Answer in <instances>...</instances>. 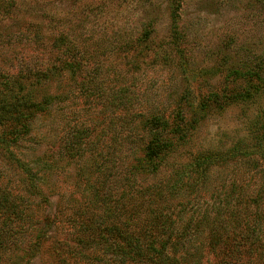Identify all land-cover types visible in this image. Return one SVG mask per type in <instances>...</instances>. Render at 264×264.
Returning a JSON list of instances; mask_svg holds the SVG:
<instances>
[{
  "label": "rangeland",
  "instance_id": "rangeland-1",
  "mask_svg": "<svg viewBox=\"0 0 264 264\" xmlns=\"http://www.w3.org/2000/svg\"><path fill=\"white\" fill-rule=\"evenodd\" d=\"M61 35L87 51L89 87L97 86L85 96L79 77L62 71L47 86L57 101L10 153L0 149L6 223L14 202L35 219L57 216L54 225L34 224L32 242L47 236L26 264H59L66 248H75L72 217L97 218L110 197L124 199L136 187L172 195L178 228L202 216L223 222L233 207L250 208L257 194L264 209V0H0V69L43 64L46 47L58 46ZM153 117L184 125L182 137L154 127ZM82 131L83 153L71 156L66 147ZM153 137L172 147L148 163L143 145ZM49 162L51 171L34 175L41 190L33 193L22 168ZM233 186L241 199L224 196ZM26 218L20 216L24 227ZM201 233L200 247L208 248L209 233ZM104 247L92 241L88 264L101 262ZM203 264L229 263L210 255Z\"/></svg>",
  "mask_w": 264,
  "mask_h": 264
},
{
  "label": "trees",
  "instance_id": "trees-1",
  "mask_svg": "<svg viewBox=\"0 0 264 264\" xmlns=\"http://www.w3.org/2000/svg\"><path fill=\"white\" fill-rule=\"evenodd\" d=\"M56 40L59 45H53L55 50L53 46L46 47L50 57H47L43 64L20 66L17 71L12 72L0 69V149L8 153L10 144L28 132L38 113L45 112L53 101L58 99V93L50 91L47 86L51 85L52 79L62 71L68 70L72 76L79 77V81L75 76L74 79L80 84V90L84 91L85 96L94 95L97 85L89 87L92 80L85 68L87 61L84 60L87 59L83 58L87 51L65 35ZM60 43L65 45L64 48H61ZM62 55H65V58H62ZM87 57L90 58L88 55ZM151 123L154 127L168 128L180 137L185 127L179 123L168 124L166 119L158 117H153ZM85 134L82 131L73 136L70 146L66 147L69 155L83 153L82 139ZM129 136L132 137L133 134ZM128 142L127 144H132L130 140ZM168 147H172V143L166 138H149L143 145L144 156L150 163L168 150ZM47 168L51 171L54 164L49 162L38 170L22 168L25 172L28 171L33 193H40L41 190L40 187L38 190V183L34 182V175L37 173L38 177H41L47 173ZM126 193L128 195L124 194V199L123 196L116 200L110 197L112 203L105 205L103 215L97 218L84 215L72 217V225L76 231L75 248L68 246L64 251L66 258L61 257L60 260H63L59 264H69L70 257L75 259L71 264H88V261L93 259V252L89 254L88 247L95 240L105 246V257L98 264H203L204 258L210 255L229 264H263L261 254L264 253V209L258 208V194L252 197L250 208L246 206V202L242 212H239L237 206L233 207L227 220L223 222L209 220L202 216L206 213L203 212L202 217L193 222V228L190 225L192 220L188 221L189 225L186 222L185 226L178 228L174 219L179 213L172 217L171 212L172 195H165L152 185L136 187ZM242 193L241 188L233 186L224 191V196L241 199ZM196 195L201 196L199 190ZM227 199L226 205L230 204L229 198ZM145 200L148 202L147 206H143ZM154 203L158 206L154 207ZM237 203L239 202L235 204ZM187 204L186 201L181 203L183 210H179L180 213L184 212ZM10 207L8 224L3 217L5 211H0L3 213L0 214V264H16L17 261L12 260L14 256L21 258L18 264H26L32 252L38 251L37 247L41 246L42 240L47 236L46 232L42 236H36L32 242L30 233L35 227L34 224L40 221L44 225H54L57 216L43 215L41 219H35L31 214L29 217L26 211L22 212L17 202ZM228 211L229 209L225 211V215ZM22 215L27 216L25 227L21 225ZM203 231L209 233L208 248L205 249L200 247L202 242L198 240ZM26 235L28 237L25 239ZM222 238L227 240L224 248L219 243ZM26 241L28 247L23 248L21 244ZM19 243L21 246L17 245V250L10 248Z\"/></svg>",
  "mask_w": 264,
  "mask_h": 264
}]
</instances>
